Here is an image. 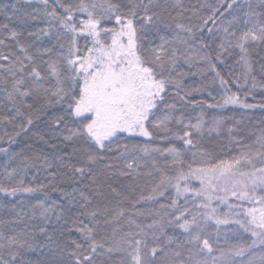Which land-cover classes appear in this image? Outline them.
I'll return each instance as SVG.
<instances>
[{
    "label": "snow or ice",
    "instance_id": "1",
    "mask_svg": "<svg viewBox=\"0 0 264 264\" xmlns=\"http://www.w3.org/2000/svg\"><path fill=\"white\" fill-rule=\"evenodd\" d=\"M0 15V264H264V0Z\"/></svg>",
    "mask_w": 264,
    "mask_h": 264
},
{
    "label": "trees",
    "instance_id": "2",
    "mask_svg": "<svg viewBox=\"0 0 264 264\" xmlns=\"http://www.w3.org/2000/svg\"><path fill=\"white\" fill-rule=\"evenodd\" d=\"M16 0H0V5H8V4H12L15 3ZM193 2H195V0H193ZM31 10V9H29ZM3 21V16L0 15V22ZM18 27V26H17ZM34 27V26H33ZM198 77H190L188 78V83H193L195 81H198ZM204 97L197 95L196 99H202ZM261 99V96L259 94H257L255 99H252L251 97L248 98V102L249 103H256ZM226 115L229 116H235V118L238 120L241 118V115L243 114L245 116V123L247 125V127H245L244 129V137H247L248 135V131L250 128L253 127V125L255 123H257L261 118V113L260 111L254 110V111H248L245 112V110H241V109H236L235 111H233L231 108L224 110ZM243 127V126H242ZM10 130V129H9ZM3 131L4 129H0V135H3ZM5 141H7V137L4 138ZM0 148H7L10 150V152H19V151H27L29 148H36L37 150H43L45 152L51 151V149H49L47 146L45 145H39L38 142L30 139V136H20V137H16V142L9 144L6 142L0 143ZM233 152H235V148L233 149ZM7 157L3 154L0 153V171L3 170V165L6 162ZM0 218L3 219H8L9 217V209H5V208H0Z\"/></svg>",
    "mask_w": 264,
    "mask_h": 264
}]
</instances>
